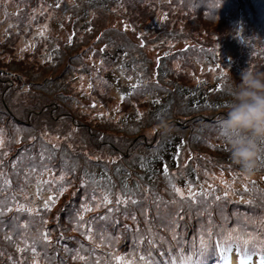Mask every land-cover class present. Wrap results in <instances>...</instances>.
Returning a JSON list of instances; mask_svg holds the SVG:
<instances>
[{"label":"rangeland","instance_id":"374dc122","mask_svg":"<svg viewBox=\"0 0 264 264\" xmlns=\"http://www.w3.org/2000/svg\"><path fill=\"white\" fill-rule=\"evenodd\" d=\"M148 1L0 0V112L8 113L0 115L8 189L0 195V227L30 222V233L12 240L17 260L7 264H119L116 257L143 264L138 241L151 228L171 242L170 217L181 225L175 232L186 254L194 249L185 237L197 238L200 249L206 231L220 233L221 225L264 239V144L255 174L243 175L224 123L213 121H224L243 70L264 76V0H180L173 28L167 0ZM180 85L198 90L206 104L185 103ZM167 96L171 121L198 113L209 125L179 127L190 140L175 141L173 124L149 110L151 100ZM14 157L39 167L25 170ZM122 170L127 186L119 188L114 178L123 179ZM121 242L129 247L121 251ZM177 254L169 244L153 250L160 264Z\"/></svg>","mask_w":264,"mask_h":264},{"label":"clouds","instance_id":"9594fccd","mask_svg":"<svg viewBox=\"0 0 264 264\" xmlns=\"http://www.w3.org/2000/svg\"><path fill=\"white\" fill-rule=\"evenodd\" d=\"M230 95L231 100L224 121L214 118V116L213 121L224 123L229 134L231 159L240 166L243 175L252 176L257 170L260 159L261 149L259 145L264 144V76L254 74L247 69L243 70L240 73L239 82H233ZM249 200L252 201L253 199ZM184 218L189 219L186 215ZM211 239L212 236L208 240ZM219 243H221L219 240L215 242L214 247ZM193 251H199V249L188 252L187 255L192 256V260L186 261L184 264H195V262L204 260L206 257H213L209 264H221L218 254L211 248L204 257L194 256ZM262 251L264 248L255 249L254 261L264 255ZM231 256L237 262L238 257L235 250Z\"/></svg>","mask_w":264,"mask_h":264},{"label":"trees","instance_id":"16d2710c","mask_svg":"<svg viewBox=\"0 0 264 264\" xmlns=\"http://www.w3.org/2000/svg\"><path fill=\"white\" fill-rule=\"evenodd\" d=\"M150 2H153V3H158L157 0H149L148 3ZM163 3L169 5L168 8L165 9L166 13H167V16H168V24L170 27H174L175 25L173 24V19H174V13L176 12V10H173V7L174 6H181V1L180 0H167V1H162ZM184 5V4H183ZM182 5V6H183ZM15 9V7H14ZM122 10H124L122 8ZM178 12H180V9L178 10ZM176 12V13H178ZM146 13V11L143 12V14ZM229 20V19H228ZM228 20H222L221 24H220V27H226V24L228 22ZM173 24V25H172ZM136 25V23H135ZM157 27V26H155ZM170 27L168 28L170 30ZM162 30V29H160ZM199 35H201V41L204 45H207V42H208V38L206 37V30L202 27H199V30H196ZM221 31H225L224 28H222ZM167 31L166 30H162L160 35L161 34H164L166 33ZM217 35H219L218 33H216L214 36L215 38H217ZM221 36V35H220ZM208 50V48H204L202 49V52L201 53V58L203 57H207V53L206 51ZM179 54H183L184 57H190V52H180ZM178 54V55H179ZM174 56V55H173ZM171 56V57H173ZM214 58L217 59L216 55H213ZM175 57V56H174ZM175 58H178V57H175ZM169 59V58H168ZM218 60V59H217ZM184 63V61H183ZM216 63V62H214ZM163 64V62H162ZM188 64V63H187ZM212 64V63H211ZM210 64V65H211ZM192 65V64H190ZM184 66H186V64H184ZM189 68V67H187ZM180 90V94L182 96H186V101L185 103H195V104H200V105H205L206 104V99H205V96L198 92V90H195V89H191V88H188V87H184L183 85H180L178 87ZM61 98V97H60ZM208 99V97H207ZM170 100V97L167 96V98L165 100H151L152 101V107H149V110H151V114L155 116V118L158 119L159 123H163V124H173V129L175 131V141L179 142L182 144V142H187L189 141V136L188 135H185V139L179 135V130H177V128H187V126H189V124H193V123H198L200 125V127H206L207 125H209V123L207 122H204L203 119L201 117L198 116V113H195L194 117H191V118H186V119H179L180 117L179 116H173L174 118H176L174 121H171L172 119V113H171V110H170V105H169V101ZM60 104H61V101H60ZM219 108V107H217ZM198 110H204V109H198ZM57 110H55V112H57ZM160 112H166V116L164 117H159L160 116ZM199 112V111H198ZM1 114L0 115H7L8 113L5 112V111H1L0 112ZM75 118H77L75 116ZM10 119V117L8 118ZM77 127H82V125H80L79 122H75V125H74V128H77ZM138 157V155H136V157L134 159H136ZM15 158H13L14 160V163H15ZM18 159V157H17ZM43 159H48L47 156H42V160ZM41 160V161H42ZM19 161V159H18ZM17 161L18 164L15 163V165H18V166H23L25 170L27 169H31L29 167H26L22 164H20L19 162ZM17 166V169L19 170ZM39 166L37 165L36 166V169L38 168ZM119 167V164H116V165H113L111 166V172L112 174L116 173L117 172V168ZM36 169H31V171H35ZM14 172V171H13ZM16 173V172H14ZM20 173V171H19ZM126 171L125 170H122L121 171V174L124 175V178H114V183L116 182L117 186L119 188H123V187H126L127 186V176H126ZM18 174V173H16ZM21 174V173H20ZM19 175V174H18ZM116 174H114L113 176L115 177ZM5 176H7L6 173H3L0 175V195L3 194H6L8 189H6V191L2 188L3 186V183L6 182L5 180ZM20 176V175H19ZM33 181L30 183V186L32 184H38L37 183V177L36 175L33 176ZM105 179V178H104ZM127 189V188H126ZM247 192V191H246ZM248 208H250L251 211H253L255 214H258L260 211L259 209V206H257L256 203H254V205H251V202L249 203L248 205ZM3 209H6V206L4 207H0V214H1V211ZM11 209L7 210L4 212V217L6 216H10L11 215ZM44 211V212H43ZM41 211V214L42 213H45L47 212L48 210H43ZM73 216V213L71 212L70 214H68V217L71 218ZM0 223H1V217H0ZM22 224V223H21ZM20 224H13V225H9V222L8 223H3L2 226L0 227V233H2V235L0 234V264H7V260H8V257L10 258L9 261H14V260H17V256L15 254V251H14V248H13V245H12V240H15L18 236H21L23 234H26V233H30V222H27L26 225H25V228L23 229H19L18 226ZM51 231L53 232H58L60 230L58 229H51L49 228ZM46 231L44 230L43 233H42V239H44L45 237V234ZM185 240L186 242L190 245L191 248L193 249H199L198 245H197V238H190V237H185ZM218 241V237L213 235L212 236V239L211 240H206L207 243L211 244L213 247L211 248V250L213 251V248H214V243ZM64 247H67L68 244H65V243H62ZM129 247V244H125L124 242H121V251L128 248ZM261 250V248H259Z\"/></svg>","mask_w":264,"mask_h":264},{"label":"snow or ice","instance_id":"6c2138e0","mask_svg":"<svg viewBox=\"0 0 264 264\" xmlns=\"http://www.w3.org/2000/svg\"><path fill=\"white\" fill-rule=\"evenodd\" d=\"M0 144H2V141H0ZM165 171L167 170L165 169ZM197 195L198 194L193 193L190 198L194 200ZM217 199L219 198L217 197ZM106 202L111 203V201ZM117 203H120V201H117ZM170 220L171 222L166 224L165 227L169 233L172 234L171 242L160 236L158 233L153 234L151 228H149L147 233L143 235V237L138 241L139 244L145 245L144 254L138 256V259L143 262V264H160V262L156 261V258L153 255V250L156 248L157 244H159L161 247H163L164 244H169L170 252H175L178 249V254L170 256L168 264H176L177 261H180L181 264H184V262L192 260V256L186 254V250L179 238V233L175 232V230L181 225L178 223L177 219L170 217ZM209 223H211V221H209ZM213 227H215V225H213ZM223 233H227V235L223 236L221 243L216 244L213 248V251L218 254L221 264H233L231 260V254L233 252L234 246L236 255L238 257L237 264H251L253 256L256 255L255 249L257 247L264 248V239H261L256 234L248 232L246 228H233L228 230L221 225L220 233L206 231V235L209 238H211L213 235H221ZM261 234L264 235V231H262ZM172 242H174L177 246L176 249L171 247ZM212 247L213 246L211 244L201 239V247L199 251H193V255L197 257H204L209 248ZM116 259L119 264H134V261L125 260L122 257H116ZM97 264H99V262H97ZM259 264H264V255H261Z\"/></svg>","mask_w":264,"mask_h":264},{"label":"bare ground","instance_id":"6f19581e","mask_svg":"<svg viewBox=\"0 0 264 264\" xmlns=\"http://www.w3.org/2000/svg\"><path fill=\"white\" fill-rule=\"evenodd\" d=\"M234 259V258H233ZM233 262V261H232Z\"/></svg>","mask_w":264,"mask_h":264}]
</instances>
